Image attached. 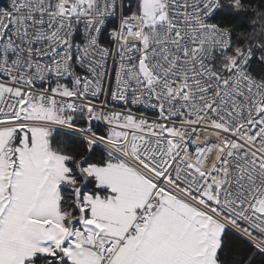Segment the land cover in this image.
<instances>
[{"label":"snow or ice","instance_id":"snow-or-ice-1","mask_svg":"<svg viewBox=\"0 0 264 264\" xmlns=\"http://www.w3.org/2000/svg\"><path fill=\"white\" fill-rule=\"evenodd\" d=\"M0 264H264V0H0Z\"/></svg>","mask_w":264,"mask_h":264}]
</instances>
